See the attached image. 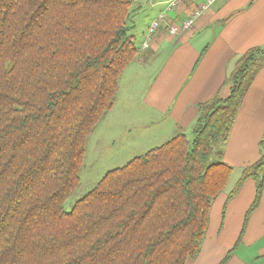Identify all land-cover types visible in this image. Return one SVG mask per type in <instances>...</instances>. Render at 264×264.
Masks as SVG:
<instances>
[{"label": "trees", "instance_id": "obj_1", "mask_svg": "<svg viewBox=\"0 0 264 264\" xmlns=\"http://www.w3.org/2000/svg\"><path fill=\"white\" fill-rule=\"evenodd\" d=\"M133 10L132 0H0V264H187L200 254L235 169L225 144L264 45L236 59L227 96L199 103L192 140L178 127L64 209L88 139L140 51ZM260 147L227 197L254 179L240 238L263 196L264 135Z\"/></svg>", "mask_w": 264, "mask_h": 264}, {"label": "crops", "instance_id": "obj_2", "mask_svg": "<svg viewBox=\"0 0 264 264\" xmlns=\"http://www.w3.org/2000/svg\"><path fill=\"white\" fill-rule=\"evenodd\" d=\"M171 1L139 0L134 3L132 20L134 17L138 21L144 19L148 24L140 51L125 69L117 100L106 114L108 121L119 117L121 107L127 106L121 103L123 78L132 75V87L126 94L132 108L129 113H122L120 122L135 119L142 132L141 127L148 129L150 126L142 120L155 114L161 117L160 129H167V132L178 127L185 129L195 123L199 103L218 91L224 96L230 93L226 79L236 59L249 48L264 45V0H215L196 18L189 31L179 35L170 33V25H181L207 0H181L168 8ZM161 14H165L164 18L147 43L152 21ZM147 59L149 62L144 63ZM148 64L150 67L146 66ZM147 70L150 73L148 81ZM168 113L172 116L167 117ZM263 135L264 66L248 87L225 148L224 159L234 166L233 174L235 170L241 173L233 188L222 192L214 202L213 208L220 202L219 209L201 252L187 264H220L227 254L229 258L224 264H264V191L241 238L246 212L256 194L254 179L248 178L233 197L227 198L244 167L261 156Z\"/></svg>", "mask_w": 264, "mask_h": 264}, {"label": "rangeland", "instance_id": "obj_3", "mask_svg": "<svg viewBox=\"0 0 264 264\" xmlns=\"http://www.w3.org/2000/svg\"><path fill=\"white\" fill-rule=\"evenodd\" d=\"M133 2L136 3L135 1ZM143 23H145L144 26L142 25ZM147 24L148 22L146 20L140 19V21H138V19L135 17L133 18L132 22L130 21V32L135 36V43L139 47L141 46V41L144 38V29ZM150 39L147 38V43ZM148 62L149 59L144 61V63ZM146 66L150 67L149 64ZM132 78V75L130 77L124 76L123 78L121 103H124V106H127L123 108L121 107L122 112L120 111L119 117L111 118V120L108 121L109 118H107V114L104 116L105 118L103 117L104 119L102 118L95 131L90 135L87 142L86 156L80 171L81 182L80 185L74 190L72 195L65 201V211H70L77 200L90 192L108 170L122 166L135 156L143 154L149 149L163 144L176 133L177 129L172 132H167V129H160L161 123H159V120L161 117L160 115L155 114L151 115V117L145 120H142L143 123L150 124L148 129L147 127H141L143 130L142 132H139L138 126L140 125L135 119L134 121L120 122L122 113L124 111L129 113L130 109L132 108L129 105L130 103L128 102V97H126L128 90L131 89L130 87H132ZM146 78L147 81L150 78L149 70H147ZM171 116V114L167 115V117ZM167 119L169 121V118ZM194 124L187 125L185 127V133L187 134L189 140L193 139ZM227 143L225 144V148L227 147ZM213 160H219L217 154L213 155ZM223 160L225 159L223 158ZM240 173L241 171L235 170L225 191L233 188L236 178ZM219 203L220 202H217L213 208L209 229L213 224L215 213L218 212ZM210 231L211 230H209V234L211 233Z\"/></svg>", "mask_w": 264, "mask_h": 264}, {"label": "built area", "instance_id": "obj_4", "mask_svg": "<svg viewBox=\"0 0 264 264\" xmlns=\"http://www.w3.org/2000/svg\"><path fill=\"white\" fill-rule=\"evenodd\" d=\"M133 1H138V0H133ZM181 0H172L169 4L168 8H171L175 5H177L178 2ZM215 0H207L205 3L201 4L198 8L194 10L192 13V17L184 21L181 25H176L172 24L170 25L169 31L173 35H179L182 34L183 32H187L190 30V28L194 25L196 18L199 17L208 7L210 4H212ZM165 14H161L157 19L152 21V31H150L147 34V38L150 39V37L154 34V32L157 30V28L160 25L161 19L164 18Z\"/></svg>", "mask_w": 264, "mask_h": 264}]
</instances>
